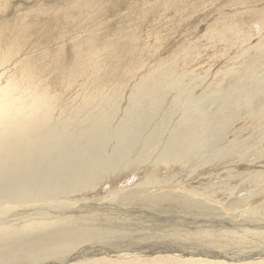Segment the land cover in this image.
Masks as SVG:
<instances>
[{"label": "bare ground", "instance_id": "6f19581e", "mask_svg": "<svg viewBox=\"0 0 264 264\" xmlns=\"http://www.w3.org/2000/svg\"><path fill=\"white\" fill-rule=\"evenodd\" d=\"M99 1L100 0H30L26 2L23 0V2H21L22 4L24 3V5L26 4L25 9L23 5L21 7H15L18 8V10L23 8L19 10V13L16 15L11 14V9L8 11L4 9L0 10V200L6 198V202H13V207L10 206L11 210L16 204L23 203L25 205H30L33 200H40L39 197L41 196L46 199V196L59 194L60 196H65V198H61L62 200L70 201V198L75 196L76 192H79L82 187L90 186L99 178L101 180V178L104 179L103 177L106 178L107 176V182L112 184V190H115L113 188H118V173L123 172L129 165L136 166L139 162L146 164L153 163L152 168L155 169V165H161L159 162L162 161L164 162L162 165L165 166L169 174V171L179 167L177 166L179 162L180 164H184L192 157H202L204 154V143L209 140V138L204 135V133H206V125L208 124L206 119L209 120L210 117L206 116L207 112L205 114L201 106L203 101L207 100L206 102L208 103V99L218 98L215 96H213V98L198 96V98L201 97L202 103L196 101L192 105L188 104L189 107H193L191 108L193 110L190 111L189 109L188 112H186V116L176 125H174L175 119L173 121L174 126L172 128L170 127V133L169 131L166 133L168 121H166L163 115L172 107L169 102L172 98L160 94L158 86L152 87L151 90L148 88H141L138 94L133 93L131 102L129 100L130 107L132 108L130 110L123 109V118L116 122L113 127L111 126L112 128H110V123L113 113L115 110H118L119 104L121 107V103H123L122 95L118 94V92L102 94L105 107H101V111L96 113L97 116L87 117L89 124L85 128H82L79 124H76V128H72L65 113L62 114V112H59L57 106L54 107L53 111H50V103L52 101L56 102L63 100V94L64 92L66 93L65 90L67 87L81 80L79 76L81 70L80 66L86 60L83 63H81V61L83 56H89L84 50L91 49L92 43L84 42L83 44L76 43L77 45H75L72 41L66 44L64 49H58L57 47L51 46L52 44H43L42 40L46 43H56L60 38L56 36V32L54 31L58 24H63L67 29L66 32L72 29L73 31L77 29L81 32V27L84 29L87 25L85 26L83 22L81 26H76L77 20L75 22L73 20L80 16H78V14L83 15L85 12V16L95 14V12L98 14V10H102V8H99ZM260 1L264 2V0ZM105 2H108V0ZM242 3H245V0H242ZM7 4H9V2ZM63 4L71 6L65 7L66 9L62 8L61 10L60 8ZM92 4L93 6H91ZM247 4L255 5L252 1H247ZM263 4L258 10L259 19L257 20L253 17L256 12L252 10L243 11L232 17L234 20V27L228 33V39L238 40L242 37H247V24L249 23H251L252 26L263 24L261 21L264 18ZM8 6L9 5L5 6V8ZM30 29L33 30V33H38V35H43L47 38L44 37L43 39L27 43L28 40L25 39ZM53 31L54 33H51L52 35L48 34ZM235 32L239 33L238 36ZM80 45L82 46L80 47ZM40 47L49 50V53H39L42 51L39 50ZM248 54L249 52L246 54L247 58H245L247 60L244 67L234 70L230 74L229 86L223 92L224 95L221 99V104H224L225 107L238 105L239 108L242 106L248 110H252V108L257 107L259 100L264 98V73H256L254 69L255 61L251 58L255 57V54L253 52ZM259 55L262 56L263 53ZM43 69L45 70L44 72H42ZM87 96L88 95H86L85 99H87ZM126 99L127 98H125V100ZM215 99L213 101H215ZM218 99L216 102L219 101ZM141 102L145 104L143 105L145 108L142 107L143 110L146 109L145 111L140 109L139 104H142ZM190 102L192 103V101ZM239 111L240 110H238V112ZM99 114L102 115L98 117ZM222 125L223 123H221L220 126ZM259 126L263 127L264 124H259ZM212 129H214V127ZM253 129L256 131V127ZM259 129L261 128L257 125V130L259 131ZM112 133H114V135H112ZM250 134H248V136ZM211 151L210 149V152ZM195 160H197V158ZM205 168L207 167H204V169ZM200 170L202 171V169ZM207 170L208 169H206V172ZM150 173H148L149 175H147V173L142 174L144 175L143 180L135 186L132 185V187H128L123 191L116 189L117 191L112 192L113 195L111 194V198L108 199L109 202L111 201L110 204L104 202V205L111 208L109 211L111 214H116L117 216L126 214L127 217L128 214H131L133 210L132 212H127L128 209L126 207L129 206H131L130 208H132V206L141 207L143 211L144 209H150L152 212L155 211L154 213L157 212L158 215L159 213H163L165 214L164 217L159 218L156 214V217H152L150 218L151 220H149L153 224L166 221L164 224L166 225L169 223L170 225H166L167 227L165 228L171 229V231L175 230L179 232L178 234L171 236L170 232H166L167 230L164 231L166 232L164 234H152L150 231L147 233L145 231L146 227H143L145 224L143 226L141 225L147 216H145V218L139 217V219L136 220V214L134 215L136 219H133L137 221L134 222L138 223L139 226H142V228H139L141 230L132 227V229L130 227L128 229L119 228L114 224L92 226V223L90 224L91 226L89 225L83 228L84 222L100 220V216H98L96 211H101L103 210L102 207H105L101 205L102 203L98 204V206L96 205L97 203L91 205V200H88L91 204L87 201V203H85L86 205L81 209H74V207L72 210L70 207L68 213H64V209V212L59 213L57 208V210H54L52 206H47L42 210L38 209L36 213L33 212V216H30V218L18 219L14 218V213L13 215L8 214V216H2L1 214H6L8 210H10L9 206L4 205L5 207L0 206V250L6 247L8 243L11 247H6L9 250L7 249L2 253V256H0V263L4 264L5 262H9V264H20L22 258L29 253L31 248H34L36 249L35 257L37 260L38 258L48 260L62 252L65 253L68 250H75V252L72 251L74 253H71V256H67V258L65 256V259H50L51 263L48 264H63L70 260L77 261L79 259L82 261L83 259H88V257L92 255L98 256V259H90L92 262L89 264H109L110 261L107 262V260L100 259V256L117 254L123 251H134L136 254H143L144 256H148L153 252H167L168 254H165L166 256L160 255L154 259L155 261L158 260L161 264L174 263L172 256L178 252H189L193 254L204 252V255H211L216 259L222 258L230 261V263L235 262L236 264H242L241 262L244 263L245 261L246 263L244 264H264V233L249 232L250 234H245L243 232L244 235L243 233H237L238 229L237 231H232L229 228L222 229V231L219 229L213 230L211 229L213 227L211 225L202 226L201 228L208 229L199 232L197 230L200 227L198 226L197 228V225L191 222L189 225V219L177 222L175 215L176 213L178 214V212L198 213L199 211L202 212L212 209V207H210L205 200L194 196V193L192 194L190 189H188L191 185H189V187H181L182 185L176 187L177 185H173L170 180L163 182L166 184L160 185V183H158V178L156 177L155 179V175H150ZM197 173L196 171L195 175ZM169 176L170 175H168L167 178ZM206 179L204 178L203 180ZM195 183L197 184V182ZM230 183L228 185L229 187L231 185ZM121 184H123V182H121ZM185 186H187V184ZM245 186L247 185L245 184ZM220 189L222 188L220 187ZM89 191L91 190L89 189ZM107 194L109 195V193ZM101 200L102 199L98 201ZM28 202H30V204ZM63 204H65L64 201ZM213 204L214 203H212V205ZM68 205L69 204L66 203L67 207ZM73 206H75V204ZM121 208H126L127 210H122ZM27 209L32 212L30 208L27 207ZM38 211L45 215L43 217L38 215V218H35V216L37 217ZM49 211H52V213L50 214ZM138 212L142 214L140 209ZM138 212H136L137 215ZM210 215L211 214H209V217H211ZM197 218L199 217H196V219ZM221 218L223 219V217ZM227 218L229 219V217ZM103 220L104 219H102V221ZM149 220H147L146 223H148ZM212 220L211 222H213ZM230 220L229 224H233L234 221ZM79 224H82V226H79L82 228H78ZM216 224L219 226L218 223ZM257 225L259 226V224ZM240 226L242 225L240 224ZM194 228H196V230ZM124 229L125 231L128 230L127 234L124 232ZM179 229H181V232ZM152 230L151 228V231ZM257 231H259V229ZM90 240L100 243L97 245ZM85 241L90 242L80 247L79 244L81 245V243ZM14 243L18 244L14 245ZM89 243L93 244L89 246ZM76 248H78L79 251H77ZM226 249L228 251L224 252ZM122 259H120V261ZM142 262L144 261L142 260ZM195 262L196 261H194V263ZM73 263L74 262H72V264ZM200 263L197 262V264ZM84 264L88 263L85 262Z\"/></svg>", "mask_w": 264, "mask_h": 264}, {"label": "rangeland", "instance_id": "374dc122", "mask_svg": "<svg viewBox=\"0 0 264 264\" xmlns=\"http://www.w3.org/2000/svg\"><path fill=\"white\" fill-rule=\"evenodd\" d=\"M21 1L23 2V0H0V10L4 9L8 11L9 9H11V14L16 15L19 13V10L23 8L25 9L26 4H22ZM24 1L28 2L30 0ZM105 1H99V8H102V10H98V14H96L95 12V14H89L88 16H85V12L83 15L78 14V16L80 15V20L78 16V18L75 17L77 19H74L73 21L75 22L77 20L76 26H81L83 22L85 26L87 25L84 29H82L81 27V32H79L77 29H75V31H73L72 29L66 32L67 29L63 26V24H58V26H56V28L54 29V31L56 32V36L60 37L56 41V43H46L42 40L43 44H52L51 46L57 47L58 49H64V46L72 41L75 45H77L76 43L83 44L84 42H90V44L92 43L91 49L84 50L89 54V56H83V59L81 61V63H83L86 60L80 66L81 70L79 76L81 80H78L76 81V84L73 83L74 85L72 84L71 86L67 87V89L65 90L66 93L64 92L63 94V100H59L56 102L52 101L50 103V111H53L54 107L57 106L59 112H62V114L65 113V116L70 121L69 124L72 128H76V124H79V126L85 128L89 124V122L87 121V117L97 116L96 113L101 111V107H105V103H103L102 100V94L118 92V94L122 95L124 101L122 100L123 103H121V107L119 104L118 110H115L113 113V117L110 123V128H112L116 122L120 121L123 118V109L130 110L132 108L130 107L129 103L131 102V97L133 93L138 94L141 88H148L149 90H151L152 87L158 86L160 89V94L172 98L169 101L172 107L163 115L166 121H168V124L166 125V133L168 131L170 133L171 128L177 123H179L186 116V112H188L189 109L190 111L193 110L191 109L193 107H189L188 104L192 105L196 101L201 102V97L213 98V96H215L216 98H219H217L219 100L218 102H216L217 99L215 98L208 99V103L206 102L207 100L203 101V103L201 102V107H203L202 109H204V113L206 114L207 112L206 116L210 117H207L210 121L206 119L208 121V124L206 126L210 129L208 128L207 130L206 128V133H204V135H206V137H208L210 141L208 140V142L204 143V154L202 157H192L188 162L184 164H180L179 162L177 164V166L179 167L169 171V174L168 170L165 169V166L162 165L164 163L162 161L159 162L162 166L156 164L155 169L152 168L153 163L146 164L139 162V165L137 164L136 166L129 165L124 169L123 172L118 173V188H113L115 190H112V184L107 182V176L106 178L103 177L104 179L101 178V180L99 178L90 186L82 187V191L81 189L79 191L80 193L76 192L75 196H72L71 198L68 197L70 198V201L62 200L61 198H65V196H60L59 194L46 196V199L45 197L41 196L39 197L40 200H33L31 204L30 202H28L30 205H25L23 203L16 204L11 210V207H13V202H6V198H4L0 200V206H11V211L8 210L6 214L3 213L4 215H1L8 216V214L13 215L14 213L15 219L30 218V216H33V212L36 213L38 209L42 210L47 206H52V209L54 210L58 209L57 211L59 213L64 212V210V213H68L70 207L72 208V210L74 207V209H81L86 205L85 203H87L88 200H91L92 204L90 203V201H88L91 205H94L93 203H97V206L100 203H102V206L105 203L110 204L111 201L109 202L108 199H110L113 195L112 192L117 190L123 191L128 187H132V185L135 186L143 180L144 175L142 174L147 173V175H149L148 173L151 172L150 175H155V179L156 177L158 178V183H160V185L166 184L163 182L169 180L172 181L173 185H177L176 187H180L181 185V187H189V185H191L188 189H190L192 194L194 193V196L198 197L199 199L205 200L210 205V207H212V209L205 210L206 212H178V214L176 213L175 215L177 222L189 219V225L191 222L195 223V225H197V228L198 226L200 227L197 230L199 232L208 229H203L201 228L202 226L211 225L213 226L211 228L213 230L219 229L220 231H222V229L229 228L232 231H237L238 229L237 233L240 234L243 232L245 234L249 232L264 233V126H259V124H264V98L259 100L257 107L252 108V110H248L242 106H240V109L238 105H235L233 107H225L224 104H221V99L224 95L223 92L229 86V77L231 72L244 67L245 62L247 60L246 54L248 52L249 54H251V52L255 54V57L251 58H253L255 61L254 69L256 73H264V18L261 20L263 24L259 26H252L251 23L247 24V37H242L238 40L228 39L227 37L228 33L234 27V20L232 19V17L240 14L243 11L252 10L256 12L253 17L255 18V20H257L259 19L258 10L261 8L260 6L264 2L260 0H245V3H242V0ZM247 1H252L255 5L247 4ZM8 2L9 4H7ZM7 5L9 6L5 8V6ZM22 5L23 8H20L19 10L18 8H15L21 7ZM70 6L71 5L68 6V4H63L60 9H66L65 7ZM91 6H93V4ZM54 31L49 32L48 34L54 33ZM235 34L238 36L239 33L235 32ZM44 37L45 36L43 35H38V33H33V30L30 29L25 40H28V43L43 39ZM81 46L82 45H80V47ZM39 50H42L39 53H49V50L43 49L42 47H40ZM261 53H263L262 56L259 55ZM44 71L45 70L43 69L42 72ZM86 95H88L87 99H85ZM198 96L201 97L198 98ZM125 98L127 99L125 100ZM214 99L215 101H213ZM190 101H192V103ZM139 105L142 111L146 110L142 109L143 105H145L144 103ZM143 108H145V106ZM238 110L240 111L238 112ZM101 115L102 114H99L98 117H100ZM173 121L175 122L174 125ZM221 123H223L222 126H220ZM256 124L259 128H261L259 129V131L257 130ZM213 127L214 129H212ZM254 127H256V131L255 129H253ZM248 134L250 135L248 136ZM112 135H114V133H112ZM236 141L237 143H239L237 144ZM208 147L212 150L211 152ZM206 154H209L211 158L209 157V155L207 157ZM196 158L197 160H195ZM225 166H228V169ZM204 167L207 168L204 169ZM200 169H202V171ZM206 169H208L207 172ZM199 170L200 172H203L204 170V172L200 173ZM196 171L198 172V175H195ZM168 175L170 176L167 178ZM169 178H171L172 180ZM204 178L207 179L203 180ZM226 178L228 181L226 180ZM199 179L200 181L198 182ZM121 182H123L124 185L121 184ZM195 182H197V184ZM203 183L207 184L204 185ZM229 183L231 184L230 187L228 186ZM186 184L187 186H185ZM245 184L247 186H245ZM227 186L229 189L227 188ZM220 187L222 189H220ZM89 189L92 192L89 191ZM107 193H109V195ZM74 198L76 199V201ZM99 198L102 200L98 201L100 200ZM230 199L233 201H231ZM63 201L65 202V204H63ZM66 203L69 204L68 207L66 206ZM72 203L73 205L75 204V206H73ZM212 203H214L213 205L215 207L212 205ZM104 206L105 207H102L103 210L96 211V213H98V216H100L101 221L94 220L91 222H84L83 226L82 224H79L78 228L88 227L92 223V226H99L100 224H114L119 228L122 227L128 229L129 227H132L134 229H139L142 228V226L145 224V226L143 227H146L145 231L147 233L148 231L152 232V234H164L166 232H170L171 236L179 233L175 230L171 231V229L165 228L167 227L166 225L169 224L167 223L165 225L164 222L166 221H163L161 223L159 222L158 224H153L150 221V218L152 217H164L165 214L163 213H159L158 215L157 212L154 213L155 211L152 212L150 209H144V212L143 208L141 207L139 208L138 206H132V208H130L131 206H129L126 207L128 210L126 208L121 209H126L127 212H132L133 210L131 214L127 213V217L126 214L123 216H117L116 214H111V212H109L111 208L106 207V205ZM27 207L30 208L32 212L28 211L29 209H27ZM134 208H137L138 210ZM139 209L142 211V214L141 212H138ZM136 212H138V215ZM49 213L51 214L52 211H49ZM209 214H211V217H209ZM38 215L43 217L45 214H41V212L38 211L37 217L35 216V218H38ZM134 215L137 219L134 217ZM226 215L227 217H229V219L226 217ZM145 216L147 217L145 218ZM104 217L107 219H105ZM139 217L145 218L146 220L141 223L142 226H139V224L136 223V220H138ZM196 217H199L200 219H196ZM221 217H223V219ZM133 218H135L136 220ZM102 219H104L105 221H102ZM147 220H149L148 223H146ZM211 220L213 222H211ZM229 220L234 221V225L231 223L229 224ZM123 221L125 224L123 223ZM204 221L206 224L204 223ZM129 223H132L134 225ZM216 223H218L219 226ZM240 224L242 226H240ZM257 224H259V226ZM154 227L157 228L155 229ZM151 228L153 229L152 231ZM125 229L124 232H126L127 234L128 230L125 231ZM194 229L196 230V228ZM258 229L259 231H257ZM180 230L181 229H179V231ZM90 241L93 242L94 240ZM90 241L82 242L81 245L79 244V246L82 247L84 244H87ZM93 243L99 245L100 242L96 241ZM93 243H89L88 245L91 246V244ZM16 244L18 243H14V245ZM6 245V247L8 248L11 247L9 243ZM6 247L0 250V256H2V253H4L8 249ZM78 248H76L77 251H79ZM72 251L75 252L74 249L68 250L65 252L67 254L62 252L61 254H57V256L55 255V257L49 258L48 261L40 258H38L37 260V258L35 257L36 249L31 248L29 253L22 258V262L20 264H48L51 263L50 259H60L64 258L65 256L66 258L67 256H71V253H74ZM227 251L228 250L226 249V251L224 252ZM198 253H175V257L174 255L172 256V258L174 259V263L171 264H197V262H201L200 264H236L235 262L230 263V261H227L222 258L216 259L211 255H204V252ZM117 254L102 255L100 256V259L107 260V262L110 261L109 264H114V262L115 264H153L155 258L159 257L160 255L166 256L168 253L153 252L148 256H144L143 254L142 256L140 254H136V252L134 251H123L118 252ZM108 258L111 260H109ZM143 258L146 260H144ZM90 259H98V256L92 255L89 256L88 259H83L82 261H80V259L77 261L70 260L63 264H72V262H78L77 264H84L86 262L89 264L92 262ZM120 259L122 260L120 261ZM142 260L144 262H142ZM194 261L196 262L194 263ZM7 263L9 264V262H5L4 264ZM157 263L161 264L158 262V260L155 261L154 264ZM241 263L244 264L246 263V261L244 263Z\"/></svg>", "mask_w": 264, "mask_h": 264}]
</instances>
